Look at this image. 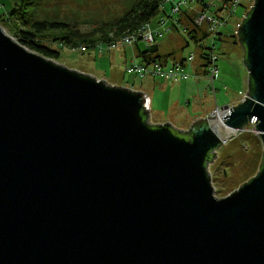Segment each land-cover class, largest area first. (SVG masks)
I'll return each instance as SVG.
<instances>
[{"label":"water","instance_id":"95a60500","mask_svg":"<svg viewBox=\"0 0 264 264\" xmlns=\"http://www.w3.org/2000/svg\"><path fill=\"white\" fill-rule=\"evenodd\" d=\"M238 37L247 98L183 131L0 27V264H264V0ZM253 118L263 165L219 199L221 133Z\"/></svg>","mask_w":264,"mask_h":264},{"label":"rangeland","instance_id":"374dc122","mask_svg":"<svg viewBox=\"0 0 264 264\" xmlns=\"http://www.w3.org/2000/svg\"><path fill=\"white\" fill-rule=\"evenodd\" d=\"M16 2L21 3L18 0H0V27L15 41L19 42V38L16 35L22 30V26L17 21L10 20L9 16V11L13 7L18 8ZM36 2L40 8L38 13L41 18L47 17L48 19L69 22L86 33L91 32L95 27L100 26L101 23L119 18L130 9L135 0H37ZM245 2L244 0L243 3ZM187 5H192L191 0H189ZM24 8H26V5H24ZM166 10L167 14L171 12L170 5H167ZM244 17L245 8L241 5L228 18V24L222 33L225 36H232L237 22H241ZM161 18L168 19L166 14L160 12L153 19L154 29L159 27L158 22ZM51 36L58 35L53 34ZM109 38H113V35L109 34ZM52 39H48L45 43L57 49L60 53L58 63L69 69L91 75L112 86L126 89L134 87V91L138 92L142 91L141 88H145L149 82L124 72L125 66L127 64L130 65L133 58L137 63L143 61L142 56L138 54V48L140 53L147 52L149 48L143 42H139L137 45L120 46L114 50L109 49L107 44H104L101 46L103 48L101 52L98 47L87 48L85 46V50L82 51L79 48H72L67 45H54L55 42ZM157 42L156 45L160 46L159 53H169L171 57L177 59H186L192 53L198 54L197 46L183 30L171 31L165 34L164 38L158 39ZM187 43L189 44L188 46ZM208 43L210 42H207L206 45ZM217 44L220 73L215 81L216 100L213 95L209 94V100H205L202 103L206 108L204 111L209 112L208 114L212 113L216 106L234 105L238 101V89L242 88L244 76H247L241 51L235 47H230L226 42ZM153 108L155 109L156 107ZM151 112L152 109H150V117L153 125L169 123L176 128L167 120H165L166 122H159ZM262 162L263 145L261 139L257 136L237 135L232 140L223 143L217 151L216 159L209 167L215 196L223 199L237 191L241 185L248 183L249 180L257 175Z\"/></svg>","mask_w":264,"mask_h":264},{"label":"built area","instance_id":"2783aa9c","mask_svg":"<svg viewBox=\"0 0 264 264\" xmlns=\"http://www.w3.org/2000/svg\"><path fill=\"white\" fill-rule=\"evenodd\" d=\"M243 0H191V2L199 4L200 10L191 14V18H187L184 22L182 18L185 17L181 7L187 5L189 0H163L160 7V12L167 15V20L161 18L158 22L159 27L154 29L152 21L140 26L138 29L127 32L117 39L108 43H100L95 47L103 51L104 44H107L111 50L117 49L120 46L137 45L143 42L148 46H154L158 39L164 38L165 34L171 31L183 30L189 33L192 27L200 33H205V38L202 43H198V54L192 53L188 58L183 60H153L143 62L141 64L132 62L125 67V73L133 77L144 79L146 77H153L165 79L173 83H180L189 81L193 78L196 71L202 73V78L206 87L216 100L215 81L219 74L218 56L215 51L216 44L221 40V30L226 27L228 18L232 16ZM254 4V0H251ZM171 5V12L167 14L166 6ZM183 20V21H182ZM187 22L191 26H187ZM207 42H210L206 45ZM82 51L85 46L79 47ZM200 51V52H199ZM201 51L205 54L200 56ZM247 98V93L243 94L242 101ZM235 106L228 105L224 107L216 106L210 116H226ZM257 122V123H256ZM258 124L257 118H253L249 124L237 131V135H254L259 137V132L256 130ZM235 136V137H236Z\"/></svg>","mask_w":264,"mask_h":264},{"label":"trees","instance_id":"16d2710c","mask_svg":"<svg viewBox=\"0 0 264 264\" xmlns=\"http://www.w3.org/2000/svg\"><path fill=\"white\" fill-rule=\"evenodd\" d=\"M17 7H13L9 11L10 20L17 21L22 26V30L16 35L19 38V43L29 50L41 54L42 56L58 61L60 53L57 49L47 45L48 39L53 38L54 45H67L72 48H79L86 46L87 48L95 47L100 43H108L114 39L119 38L127 32H132L138 29L143 24L152 21L159 13L163 0H135L134 4L122 14L119 18L111 20L106 23H101L100 26L95 27L91 32H82L76 25L69 22L41 18L37 0H18ZM29 1V2H27ZM26 8H24V5ZM182 18L185 22L187 18H191V14L184 13ZM182 20V21H183ZM187 26H191L187 22ZM58 36L52 37L51 35ZM109 34L113 38H109ZM201 33L198 30L189 29L188 37L191 41L199 43V40L205 38V33L202 32V39L198 35ZM155 53L149 52L140 53L144 62L153 60H161L159 56H153ZM200 56H203L204 51H201ZM263 165V163H262ZM262 167V166H261ZM260 167V169H261Z\"/></svg>","mask_w":264,"mask_h":264},{"label":"crops","instance_id":"0c3cea01","mask_svg":"<svg viewBox=\"0 0 264 264\" xmlns=\"http://www.w3.org/2000/svg\"><path fill=\"white\" fill-rule=\"evenodd\" d=\"M243 1L241 2L240 6L241 5L244 6L245 17H246L247 13L250 11V9L253 6V2L251 0H245L246 2L243 3ZM200 7L201 6H199V4L192 2L191 6L183 5L181 9L183 13L194 14L196 11L200 10ZM170 8H171V5H170ZM166 9H167V6H166ZM243 20L241 22L240 21L237 22V25L234 29V33L230 37L225 36L222 33L223 29L225 28L224 27L221 30L222 38L217 43L226 42V44L228 43L230 47H235L236 49H239L244 59L245 51H244V48L241 42L238 41L239 40L238 31H239L241 24L243 23ZM152 27H153V20H152ZM157 28L155 27V29ZM174 32H177V31L175 30ZM198 36L200 39H202L201 36L203 35L201 33ZM192 42H194L196 46L198 45V43H196L195 41H192ZM202 42H203L202 40L201 41L199 40V43H202ZM157 43L158 42H156V44ZM156 44L154 46H157L158 50L151 52V53H155V52L157 53L153 55L154 57L159 56L161 57L162 60H165V61L168 60L169 63L174 60L185 59V58L177 59V58L171 57L169 53H162V54L159 53L160 46ZM188 45L189 44L187 43V46ZM218 50H219L218 44H216L215 51H216L217 56H218V53H217ZM138 52H139L138 54L140 55L139 48H138ZM218 59H219V56H218ZM132 62L137 63V61L134 58L132 59L130 64ZM143 62L144 60L140 62L139 64ZM124 72H125V69H124ZM145 80L149 82L148 84H146L145 88L142 87L141 88L142 91H139V92H142L148 96L150 100V109H152L151 114L154 117L156 116L159 122H166L165 120H167V122H170L174 126H176V129L181 127L183 128V130H189L191 126H193V123L195 120L196 122H198V119H206L208 116L211 115V113L208 114L209 112L204 111L206 108L202 105V103L205 100H209V97H210L209 94L211 93H210V90L206 87L205 82L202 78V73L200 71H196L194 73L193 78H191L189 81L180 82V83H173L165 79H159V78H153V77H146L144 78V81ZM132 89L134 90V87H132ZM238 91H239L238 101L235 102L234 105L231 104L232 106H237L239 103H241L243 99V94L249 92V73L248 71H247V76H244V81L242 82V88L238 89ZM182 100L183 102L181 103ZM153 107H156V108L154 109ZM165 124H162V125H165ZM181 128L179 130H181Z\"/></svg>","mask_w":264,"mask_h":264},{"label":"bare ground","instance_id":"6f19581e","mask_svg":"<svg viewBox=\"0 0 264 264\" xmlns=\"http://www.w3.org/2000/svg\"><path fill=\"white\" fill-rule=\"evenodd\" d=\"M217 118H219L220 120H223V117L224 116H216ZM237 131H222L221 133V138H222V141L225 143L227 142L228 140H232V138H234L236 136V133Z\"/></svg>","mask_w":264,"mask_h":264}]
</instances>
